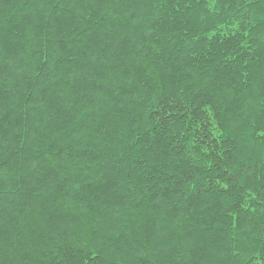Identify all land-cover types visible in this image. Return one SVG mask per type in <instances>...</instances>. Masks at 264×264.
<instances>
[{
    "label": "trees",
    "instance_id": "1",
    "mask_svg": "<svg viewBox=\"0 0 264 264\" xmlns=\"http://www.w3.org/2000/svg\"><path fill=\"white\" fill-rule=\"evenodd\" d=\"M0 264H264V0H0Z\"/></svg>",
    "mask_w": 264,
    "mask_h": 264
}]
</instances>
